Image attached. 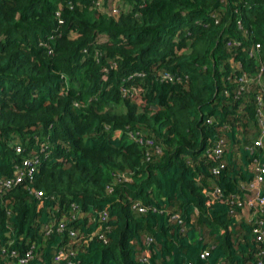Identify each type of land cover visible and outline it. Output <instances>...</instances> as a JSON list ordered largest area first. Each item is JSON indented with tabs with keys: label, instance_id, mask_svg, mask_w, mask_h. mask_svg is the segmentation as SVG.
Instances as JSON below:
<instances>
[{
	"label": "trees",
	"instance_id": "obj_1",
	"mask_svg": "<svg viewBox=\"0 0 264 264\" xmlns=\"http://www.w3.org/2000/svg\"><path fill=\"white\" fill-rule=\"evenodd\" d=\"M256 43L264 0H0V175L40 157L0 193V264L264 262Z\"/></svg>",
	"mask_w": 264,
	"mask_h": 264
},
{
	"label": "built area",
	"instance_id": "obj_2",
	"mask_svg": "<svg viewBox=\"0 0 264 264\" xmlns=\"http://www.w3.org/2000/svg\"><path fill=\"white\" fill-rule=\"evenodd\" d=\"M229 46L232 45H241L240 41L230 40L227 43ZM260 47L259 43L253 45L249 50L248 54L250 57L255 58L258 61V72L254 75L249 74L247 72H242L237 76V80L239 83L238 94L241 90L249 87V84L252 82H256L262 89L261 93L256 95V118H257V127L258 132L254 139L252 148H264V62L260 57ZM233 66L237 69H242V64L240 61L233 60ZM208 123H212V119L207 120ZM17 152L21 151V148L18 147ZM212 153L220 158L223 155V140H219L215 145L211 148ZM40 163L39 155H33L30 157H26L23 160L22 166L16 167L14 174L9 176L0 175V193L6 190H10L13 187L18 186L19 184L25 182L26 180H32ZM224 165L222 164L221 167ZM251 169L254 173L253 179L247 184L243 186V189L246 190L247 195L243 199H238L239 205L244 206L246 209H251L254 213L252 218L256 217V215L264 214V195L262 193V185L264 183V165L259 160H254L251 165ZM214 172L217 173L218 169H214ZM222 191L220 188H216L215 190L210 192L211 199H216L219 195H221ZM144 210V208H141ZM106 218V214H104L103 219ZM256 227L254 232L257 234V238L259 240H263L264 238V228H263V220L260 217L256 218ZM65 225L61 223L58 227V230H63ZM51 232V229L48 230V233ZM70 235L74 236V232H70ZM207 252L202 254V257H205ZM32 257V253L28 252L26 256L20 260V262L25 263ZM67 257L66 253L60 252L56 256L57 261H61ZM62 264H70L69 262H63ZM260 264H264L261 262Z\"/></svg>",
	"mask_w": 264,
	"mask_h": 264
}]
</instances>
